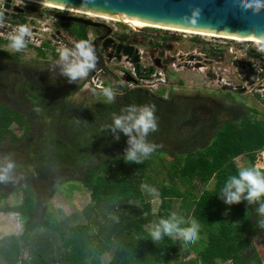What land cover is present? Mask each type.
<instances>
[{
  "label": "trees",
  "instance_id": "trees-1",
  "mask_svg": "<svg viewBox=\"0 0 264 264\" xmlns=\"http://www.w3.org/2000/svg\"><path fill=\"white\" fill-rule=\"evenodd\" d=\"M78 35L88 38L87 32ZM3 42L9 43L0 37V44ZM29 47L27 43L25 48ZM36 48L38 54H46L43 47ZM0 54L9 55L6 51ZM53 54L59 55L56 51ZM53 80L40 82L37 92H26L18 98L28 108L0 101V158L9 157L16 165L13 179L0 181V188L3 184L18 185L24 193L21 203L3 210L17 212L26 219L20 238H14L3 249L9 264H51L42 250L22 255L23 245L33 247V233L39 227L59 232L66 264H264V247L257 251L254 246L255 237L264 234V215L258 211L264 200L227 204L220 194L226 179L237 174L236 158L243 156L252 164L264 150V117H257L258 110L250 114L241 107L224 106L199 120L193 118L197 110L189 109L194 103L177 109L174 97L162 99L156 95L159 91L151 92L145 87L121 84L115 90L109 80L106 85L116 92L112 102L106 103L102 93L96 92L90 100L73 101L80 87L72 83L63 86ZM133 104L154 105L158 124L147 136L156 148L140 162L125 159L128 137L120 132L119 139H115L110 127L113 115ZM165 105L174 110L169 128L164 127ZM222 111L228 118L221 120ZM186 112L189 115L183 118ZM14 125L23 133H16ZM161 154L172 158L168 173L178 176L179 181L159 187L160 205L153 211L151 198L140 184L146 167ZM58 176L62 181L86 186L94 209L100 205L116 208L135 199L140 203L138 211L114 224L97 242L89 222L76 223L68 232L62 231L47 214L61 182L54 185ZM211 181L212 187L200 194L195 192L198 184ZM173 212L184 218L182 226L199 223L198 238L191 245L167 235L159 241L151 238L147 226ZM41 216L44 218L39 220ZM110 251L111 258L103 262L101 257ZM192 252H196L194 259H188Z\"/></svg>",
  "mask_w": 264,
  "mask_h": 264
},
{
  "label": "rangeland",
  "instance_id": "rangeland-1",
  "mask_svg": "<svg viewBox=\"0 0 264 264\" xmlns=\"http://www.w3.org/2000/svg\"><path fill=\"white\" fill-rule=\"evenodd\" d=\"M17 2L24 3L30 7H35L40 11L58 9L28 0H17ZM60 10L63 9L60 8ZM63 11L77 13L69 10ZM77 14L87 15L83 13ZM87 16L92 18L93 20L110 25L119 34L127 33V31L133 29L131 24L123 20L114 21L104 19L102 17H93L90 15ZM28 19L31 18L29 17ZM36 20L37 19L34 18V20H31L32 22L30 23L33 24L35 23L33 21ZM38 24L41 28L40 33L32 35L36 36V39L34 40V42L36 43H39L40 41L50 43L49 46H45L44 44L43 46H41L43 47L46 54H38L37 48H34L33 45H31V47L21 50V55L26 58L39 61L42 66L46 67V73L48 77L54 79L53 81L60 82L63 86L69 83H72L74 87L79 86L80 90L74 96H72L73 101L90 100V97L94 92L101 93L99 90L90 88L89 85H87V83H85L82 79L78 78L76 81L69 82L68 77L61 73V64L57 63L59 55L55 56L53 54V51H56V49L61 45H67L68 40L70 39L67 37H63V39L61 40L59 39L58 36L61 35L54 31L52 27L51 17L39 18ZM155 29L161 30V33L164 34L166 38H168V50H170L171 54H174L175 56L181 54L184 56V58H186L185 60L177 59L174 66H171L170 64L169 66H165L164 68L160 67L158 69L160 80L157 81L159 85V92L156 93L157 96L165 99L166 95L173 92L174 95L172 96H174V99L176 100L174 103L175 108H177L178 106H187V104H189L190 102L182 99V96H179L176 93L193 95L194 93L199 92L215 98V102L208 100H204L203 102H201L198 100V102L194 103V106H192V108H189L190 110H197L195 111L197 112V114L193 118L196 117V119L199 120H202L203 118L208 117V115L211 114V112H208V108H210V110L212 111H215L217 108L222 109L221 107L224 106L241 107L250 114H252L254 110H258L259 112L257 113V117H264V62L254 65L253 68H242L241 66H236L235 64H233L232 61H234L235 59H240V61H244L247 59L253 61V59H250L249 55H247L248 52L244 50L243 54H241L239 50L238 52L234 53L225 52L224 55L229 58L228 60L230 61V63L228 64L225 61L215 62L214 68L216 69L217 74H214L211 72L212 70L201 67H194L199 59L190 61V59L186 55L187 52L195 49L194 45L198 44L197 50H200L203 44L200 43L199 39H205L203 37L204 35H194L193 33L191 34L183 31H172L171 29H163L157 27H155ZM94 31L95 30L93 28H89V35L93 37L95 34ZM160 39L163 40L162 38ZM247 43L248 42L243 41V44L241 46L238 44L237 46H239L240 48L243 47V49H245L246 47H249ZM253 43L261 44L260 42ZM145 49H147V47L145 45H142L141 51ZM143 57L144 64L150 66L151 60L149 59V57H147V55L146 57ZM216 57H219L217 59L220 60L221 56ZM256 60L260 61V58H257ZM115 62L117 64H111L113 65L112 69L114 75H106V77L107 79L112 81L114 86L118 89L121 84L128 85L126 84L127 80L123 78L124 76H122L121 74L126 70V62L114 61V63ZM224 67H227V69H225ZM179 101H181L183 105H181ZM165 106V108H162L163 114L165 115L164 127L169 128L172 125V121L170 118L174 110H172L170 106ZM223 112L224 111H222V114L220 115L221 120L228 118L226 112ZM188 115L189 113L186 112L183 118H186ZM13 129L18 134L23 133V129L21 127H18L17 125H14ZM167 132L169 133L170 131ZM167 138L169 139V137ZM172 140H174L175 143L178 142V140L175 139L174 136H172ZM171 159L172 158L166 154H161L157 158L154 157L151 164L148 165L145 169V177L143 181H146L150 186H154L157 189H159V187L163 183L171 184L174 180L179 181L178 176L171 177L168 173ZM236 162L239 166H246L251 164L243 156L237 157ZM255 163L264 165V150L258 153V157ZM62 180V177L58 176L53 181L54 185L60 181L61 182L58 184V186H56L57 190H55L56 192L53 194L47 208V214H51L52 222L62 231L68 232L69 227L73 224L89 222L92 225V234L94 240L97 242L101 238H103L104 233L108 231L112 226H114V224L124 221L127 217L133 216L138 211L140 203L135 199L131 200L129 203H123L121 206L116 208L100 205L98 209H94L91 204L90 192L86 186H84L81 182ZM213 185L214 181H211L208 184L200 183L195 189V192L200 194L205 188H210ZM143 192L151 198L153 211H157L160 205V198H155L154 194L148 192L147 190H143ZM23 198V190L18 189V185L11 186L8 184L6 187L0 188V264H9L3 255V249L8 243L13 241L14 238H20L21 234L23 233L26 221V219L21 214L12 211H4L3 209L7 206L21 203ZM40 213L45 216L47 215L44 214V210L42 209ZM43 218L44 217L41 216L39 220ZM33 238V247L23 245L25 255L31 254V252L35 249L42 250L45 251L46 256L51 264H66L64 260L62 241L58 231H54L53 229L51 230L47 227H39L35 229ZM254 246L257 251L262 246L264 247V234H260L259 236L255 237ZM195 255L196 252H192L188 259H194ZM111 256L112 252L110 251L103 255L101 259L103 262H107L111 258ZM218 264L233 263L231 261H220Z\"/></svg>",
  "mask_w": 264,
  "mask_h": 264
},
{
  "label": "clouds",
  "instance_id": "clouds-1",
  "mask_svg": "<svg viewBox=\"0 0 264 264\" xmlns=\"http://www.w3.org/2000/svg\"><path fill=\"white\" fill-rule=\"evenodd\" d=\"M257 8L261 0H255ZM245 7H251V4ZM199 14V10L193 11L192 22ZM0 23H4L3 14H0ZM32 37V29L26 24H18L7 34L9 41L7 47L10 51L19 52L23 50ZM264 50V47H262ZM57 63L61 64V73L68 77L69 82L78 78H86L90 71L96 67L97 55L94 46L88 39H79L72 47L67 45L59 46ZM105 98L106 103L112 102L116 98V92L110 85L98 86ZM115 133V139H119L120 132L128 137L129 147L125 152L127 161L140 162L147 158L156 148V145L147 141L149 132L155 131L158 127L155 115V106L152 104L128 105L122 109L121 114L113 115V122L110 126ZM15 162L9 157L0 158V181L13 179ZM141 190H147L158 199V189L150 186L146 181L140 184ZM222 199L227 204L239 203L242 200L253 204L264 200V165L252 163L246 166H238L237 174L230 175L220 189ZM259 213L264 215V202L258 208ZM185 224L183 217H178L172 213L169 217H159L157 221L149 224L147 230L154 241H159L167 235L171 239H181L186 245L195 242L199 235V223L193 221L190 227ZM264 225V220L261 221Z\"/></svg>",
  "mask_w": 264,
  "mask_h": 264
},
{
  "label": "flooded vegetation",
  "instance_id": "flooded-vegetation-1",
  "mask_svg": "<svg viewBox=\"0 0 264 264\" xmlns=\"http://www.w3.org/2000/svg\"><path fill=\"white\" fill-rule=\"evenodd\" d=\"M0 14H3V20L9 23H22L27 21L29 17L32 20H34V18L37 19L42 17H51L52 27L54 31L61 35L58 36L60 39H63V37L69 38L71 40H68V45L70 47H72L74 45V42L79 39H88L94 46L96 53H98L100 56L106 53L110 47H113L112 45L108 48H105L103 46V43L106 38L110 37L117 43L133 45L135 49H138V53L144 55L145 57L146 55L147 57H149V59L151 60L150 67H153V70L158 67L157 63L163 64L164 59L166 57L175 56L174 54H171L170 50H168V38H166L165 35L161 33V30L155 29L154 27H147L141 30L133 28L130 31H127V33H124L127 35H124L117 33V31L108 24H106L107 26H94L70 18L88 17L87 15L70 13L68 11H63L60 9L40 11L35 7H30L24 3L17 2V0H0ZM33 22L37 24L33 32L39 34V29L41 28H39V24L37 21ZM89 28H93L95 30V34L91 38V40L89 38L90 35L88 33ZM109 28H111V30ZM85 32H87L88 38H81L78 35V33L83 34ZM160 38H162L163 40H161ZM253 42L255 41H250L247 43L249 46V49L247 50V55H249V58L253 59V61H250L248 59L244 61H240V59H235L234 61H232L233 64H235L236 66H241L242 68H253L254 65L264 62V50H262V47H264V43L256 44ZM7 45L8 43L5 42L0 44V52L2 53L3 51H6L9 54H0V101L12 105L16 104L19 105L21 108H28L29 106L26 103H23V101H18V98H20V96L24 95L26 92H37V89H41V87H38L40 85V82L46 83L52 78L48 77L46 73V67L42 66L39 61L22 56L20 51H10ZM142 45H145L147 49L141 51ZM161 53H164L163 56H161ZM181 58L184 59L183 55H181ZM217 58L219 57H216L213 54H206L205 56L200 57L194 67L206 68L208 70H212V73L217 74L216 69L214 68L215 62L225 61L228 64L230 63V61L228 60L229 58L226 55H222L220 57V60H218ZM257 58H260V61H257ZM156 59L158 60L156 61ZM140 66L141 71L143 72L142 64ZM224 68L227 69V67ZM141 76H143L142 73L140 77ZM124 78L128 80V78H130V75L125 76ZM128 81H132V79ZM25 84L31 85L27 87L25 86ZM176 94L182 96V99H185L192 103H196L198 102V100L201 102H203L204 100L215 101V98L211 97L210 95H206L204 93L202 94L199 92L194 93L193 95L181 93ZM172 95H174L173 92H171V94L166 95L165 100H170L171 97H174ZM207 110H209V113L212 112L210 108H208ZM7 185L8 184H3L2 186L6 187Z\"/></svg>",
  "mask_w": 264,
  "mask_h": 264
},
{
  "label": "water",
  "instance_id": "water-1",
  "mask_svg": "<svg viewBox=\"0 0 264 264\" xmlns=\"http://www.w3.org/2000/svg\"><path fill=\"white\" fill-rule=\"evenodd\" d=\"M55 5H62L97 14L126 18L137 22L161 24L204 32L255 37L264 40V0L257 8L255 0H39ZM251 4V7H245ZM198 9L199 14L192 22L193 11ZM74 20L90 24L103 25L105 23L93 20L90 17H70ZM147 27H135L145 29ZM111 30V28H109ZM152 42V41H149ZM116 48V57L121 59L127 55L134 64L136 75L140 76L141 55L133 45L117 43L106 38L103 46ZM164 53H161L163 56ZM113 55H110L112 57ZM158 59H156L157 61ZM175 56H168L163 64L165 67L175 62ZM150 67L149 72H152ZM129 76V75H128ZM134 79L130 75L128 80ZM25 253L23 250L22 255Z\"/></svg>",
  "mask_w": 264,
  "mask_h": 264
},
{
  "label": "built area",
  "instance_id": "built-area-1",
  "mask_svg": "<svg viewBox=\"0 0 264 264\" xmlns=\"http://www.w3.org/2000/svg\"><path fill=\"white\" fill-rule=\"evenodd\" d=\"M31 20L32 19H28L27 21L22 22V23L28 24L32 29V34L36 35V33H34L33 30L37 26V24L36 23H33V24L30 23V22H32ZM38 20H39V18H37L36 21L38 22ZM22 23H9L6 21H4V23H0V37L4 40H8L7 34L9 32H11L15 28L16 25L22 24ZM133 28L135 29V27H133ZM39 32H40V29H39ZM194 35H196V34H194ZM198 36H200V35H198ZM203 37L205 39H203V38L201 40L199 39L200 43L203 44V46L200 48V50H197V46H198V44H197V45H194L195 49L186 53V55L188 56L190 61L198 60V59H200V57H203L206 54H213L215 56H222V55H224L225 52H233L234 53V52H238V50L241 54H243V50L247 52V50L249 49V47H246L245 49H243V47L240 48L239 46H237V44L241 46L243 44V41L230 39L228 37L216 36V35L203 36ZM89 38L91 40L92 36H89ZM26 39H28V38L26 37ZM35 39H36V36L32 35L31 39H28V43L30 45H33L34 48L43 46L44 41H40L39 43H36V42H34ZM250 41L251 40H247L245 42H250ZM67 46H69V45L67 44ZM111 54L113 55L112 57H110ZM115 54H116V48L115 47H110L107 50V52L101 56L98 53H96V55H97L96 67L90 71L89 75L86 78H82V80L85 83H87V85H89L90 88L100 91V88L98 86L106 85V82L109 81V79H107L106 75H114L113 69H112L113 65H111V64L112 63L117 64L116 62L114 63V61H117V62L125 61L126 62V67H125L126 70L125 71L123 70L124 72L121 73L122 76L125 77L128 75H131L132 77L135 78V80L132 79V81L127 80L126 84H128L129 87L139 86V87H145V88L149 89L151 92H157L158 91L159 85H158L157 81L160 80V77L158 75L159 74V71H158L159 68L158 67L155 68L154 70H152V72H148L147 69L148 68L150 69V66H147L144 64V61H143L144 57H142L144 55L140 54L141 55V64H142V68H143V72H142L143 76L140 77V76L136 75L134 64L130 61V58H128L127 55H123V57L121 59H118ZM176 57H177L176 60L177 59L178 60H185L186 59V58H184V59L181 58V54H178ZM174 65H175V62L171 63V66H174ZM143 73H145V75ZM157 85H158V88H157ZM114 89L117 90L116 87H114Z\"/></svg>",
  "mask_w": 264,
  "mask_h": 264
},
{
  "label": "bare ground",
  "instance_id": "bare-ground-1",
  "mask_svg": "<svg viewBox=\"0 0 264 264\" xmlns=\"http://www.w3.org/2000/svg\"><path fill=\"white\" fill-rule=\"evenodd\" d=\"M28 1H32L35 3H40L41 5H46V6H50V7H55L58 9H63V10H69L72 12H77V13H83V14H87L93 17H102L104 19H108V20H114V21H125L128 22L129 24H131L132 27H151L154 26L157 28H163V29H171L172 31H183V32H188V33H193V34H200V35H204V36H210V35H216V36H224V37H228L230 39H235V40H239V41H246V40H251V41H255V42H260V43H264V40L259 39V38H255V37H243V36H237V35H228V34H221V33H213V32H204V31H198V30H192V29H185V28H179V27H173V26H166V25H161V24H151V23H145V22H137V21H133V20H129L126 18H120V17H114V16H109V15H103V14H97L94 12H90V11H83V10H79V9H75V8H69V7H65L62 5H55V4H51V3H46V2H42L39 0H28Z\"/></svg>",
  "mask_w": 264,
  "mask_h": 264
}]
</instances>
